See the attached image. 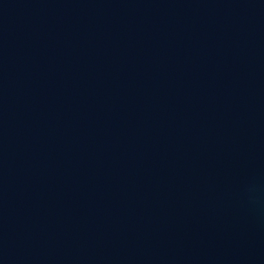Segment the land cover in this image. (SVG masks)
<instances>
[{
  "label": "water",
  "instance_id": "1",
  "mask_svg": "<svg viewBox=\"0 0 264 264\" xmlns=\"http://www.w3.org/2000/svg\"><path fill=\"white\" fill-rule=\"evenodd\" d=\"M0 264H264V0H0Z\"/></svg>",
  "mask_w": 264,
  "mask_h": 264
}]
</instances>
